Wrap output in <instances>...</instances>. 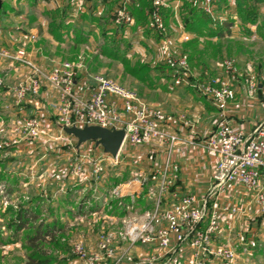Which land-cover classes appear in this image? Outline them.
Instances as JSON below:
<instances>
[{
	"label": "rangeland",
	"instance_id": "rangeland-1",
	"mask_svg": "<svg viewBox=\"0 0 264 264\" xmlns=\"http://www.w3.org/2000/svg\"><path fill=\"white\" fill-rule=\"evenodd\" d=\"M198 10V20L201 22L196 23L194 27L177 26V19L184 21L188 11L183 9L181 12L167 13L164 17L168 27L165 35L149 27L147 22L149 9L143 26H138L137 32L132 29V26L136 25L133 16L132 23L114 24L113 27L101 24L94 30V27L87 25L85 32L73 39L75 41L67 43L48 40L44 33L38 38L37 36L32 38L27 34L29 26L10 24L8 29L25 31L28 38L22 35L23 40L19 42L17 36L16 38L10 36V40L0 42V46L23 50L29 63H22L10 74H6L5 84L0 87H4L6 109L13 111L6 121H0V150L3 149L0 151V264H27L29 260L44 261L46 264H81L76 261L72 248L82 238H93L87 233V229H92L96 223L94 217L85 221L74 219L73 229L68 232L55 231L57 233L54 243L45 239L40 242L38 249H32L27 243L28 236L34 233L38 224L46 225L48 216L44 200L53 189L51 184L55 186L57 183L54 193L61 195L67 192L68 185L76 186L79 181L86 182L88 187L99 181L107 184L111 182L110 185L115 186L122 185L134 181L140 171L149 173L159 168L166 159L165 145L159 139L143 146L124 144L116 164H112L106 156L103 172L97 178L92 172L93 163L104 152L92 140L82 143L77 148V138L63 130L56 105L60 101L61 91L52 87L45 77L52 68L66 63L73 67L74 91L80 98L90 97L93 92V77L102 75L116 80L126 89L136 92L144 102L164 112L176 115V109L184 107L195 111L197 106L198 110L195 113L200 114L203 111L207 115L214 113V128L219 120L216 118L217 115L219 117V110L213 111L208 98L191 86L184 85L187 86L186 89L191 87L190 92L178 91L181 89L176 88L178 87L174 81L176 73L168 68V58L186 53L190 78L201 84L219 76H225L227 80L224 68L226 62H231L238 69L239 80L233 82L236 97L230 105H234L233 108H240L243 105V108L254 114L257 120L261 117L255 126L264 120V110L261 106L264 99V0H225L222 6L218 4L215 7L214 21L208 19L204 9L198 7ZM224 22L232 23L230 35L219 36ZM39 27L41 28V25L37 27L41 33ZM182 35H187L189 39L180 41L178 38ZM166 37L177 41L169 46L165 42ZM77 39L80 43L76 42ZM2 61L11 62L0 59V62ZM13 66L15 63L10 65ZM32 79H39L41 84L39 92L28 94L22 99L18 98L15 95L16 89L20 84H27ZM247 79H253L255 82L253 89L248 86ZM16 102L22 104L21 107L24 106L21 108L20 117L17 114L18 109L14 106ZM11 116L16 118L11 119ZM32 117H37L40 122V132L36 136H30L22 130L24 121ZM190 125L191 123L187 126ZM207 137L196 142L202 147L204 156L210 158L203 148ZM4 141L7 144H4ZM78 154L84 155L85 172L81 177L72 175L68 169L69 163ZM175 155L172 154L173 159ZM193 161L191 157L189 162L187 161L189 168L193 167ZM173 162L179 169L181 168L179 161ZM213 165L215 169L216 162ZM64 181H68L69 184ZM140 189L134 191L138 197L144 194ZM188 189L189 191L186 189L188 192L199 196L206 195L211 189V179L208 187L202 188V192L193 190L192 185ZM228 189L227 194L238 195L241 198L238 199L240 202L235 200L241 211L242 209L245 211L247 200L256 197L254 191L247 190L239 184ZM128 190L130 189L124 185L123 193ZM93 192L104 194L108 191L106 192L104 187L94 191L91 186L85 193ZM232 197L229 196V199ZM150 202L145 198H138L137 206L142 210L149 206ZM10 206L11 210L8 208ZM20 208H27L30 215H36V219L23 229L18 228L16 221ZM227 217L237 224V221L244 222L246 216L241 215L234 219Z\"/></svg>",
	"mask_w": 264,
	"mask_h": 264
},
{
	"label": "built area",
	"instance_id": "built-area-1",
	"mask_svg": "<svg viewBox=\"0 0 264 264\" xmlns=\"http://www.w3.org/2000/svg\"><path fill=\"white\" fill-rule=\"evenodd\" d=\"M132 1L123 0L117 8L113 19L115 24L133 22V14L128 6ZM150 1L148 25L165 35L168 27L163 8L175 0ZM197 1L214 18L215 7L222 0ZM165 39L169 46L177 41L169 37ZM178 39L183 41L189 37L182 35ZM0 59L29 63L23 50L3 46H0ZM167 65L176 71L175 84L199 90L220 112L215 129L203 143L206 154L216 161L211 176V189L206 195L183 192L178 183L180 169L174 164L172 154L180 141L177 128L190 124L185 116H176L153 107L144 102L136 92L102 75L93 77V92L90 97L80 98L74 91V71L69 63L54 67L45 75L48 83L61 91L60 102L56 105L62 127L100 125L110 129H124L123 145L143 146L159 139L166 150V159L159 168L149 173L140 171L134 181L122 184L130 190L123 193V186L117 185L108 191L105 201L109 197L116 199L118 207L124 213L113 220V223L101 225L97 249H88L81 241L74 245L72 251L76 255V261L81 264H182L186 246L193 251L190 264H210L213 258L224 262L235 259L238 245L244 247V250L257 245L255 240L247 239L244 234L238 236L236 245L214 247L213 243L221 231L225 217L235 218L240 213L237 203L219 202L221 195L229 187L239 184L254 191L257 203L264 209L261 183L264 172V120L250 132L235 128L230 123L227 109L236 97L233 82L239 80L238 69L231 62H226L224 68L227 80L225 76H219L202 84L191 80L186 53L168 58ZM5 76L6 73L1 71L0 87L5 84ZM247 84L252 89L255 87L253 79H247ZM40 87L39 79H32L27 84H20L15 95L22 99L28 94H37ZM261 106L264 110V99ZM22 128L30 136L38 135L39 119H26ZM4 144L7 142L4 141ZM119 155L120 152L116 157L102 153L94 160L92 172L99 178L106 156L112 164H116ZM83 158L84 155L78 154L69 163L68 169L72 175L83 176ZM134 184L138 186L136 189L133 188ZM138 188L144 191L142 197L134 194ZM138 198L151 201L150 205L139 209ZM137 247L146 250L135 253L134 249Z\"/></svg>",
	"mask_w": 264,
	"mask_h": 264
},
{
	"label": "crops",
	"instance_id": "crops-1",
	"mask_svg": "<svg viewBox=\"0 0 264 264\" xmlns=\"http://www.w3.org/2000/svg\"><path fill=\"white\" fill-rule=\"evenodd\" d=\"M186 1L187 0L171 1L163 8L164 17H166L167 13H175V11L181 12V10L184 9V3ZM1 3L0 42L10 40V36L13 38H16L17 36L18 41L22 42V35L24 38H28V35L32 38H35L36 36L38 38L42 36V33H44V36L48 40L67 43L69 41H75L73 39H75L78 34L85 32L87 25L94 27V30L97 29V26H101V24L112 26L110 23L111 16L113 15L119 0H76V2H70L69 0H1ZM148 6V0H138L136 6L133 7L136 25L132 26V29L136 32L138 31V26H143L146 20L149 11ZM177 20V26L185 25V21L180 19ZM10 24L15 26H17V24L29 26L28 35L25 34V31L19 32L16 28L12 30L8 29ZM39 25H41V28L39 27L41 29V33H39L37 29ZM47 28L49 29L47 30ZM30 29L31 32H29ZM78 39L76 42L80 43V40ZM5 62L6 61L0 62V72L3 71L6 74H10L11 71L22 65L19 62L11 63V61L8 62L9 65ZM14 63L15 66L10 67V65H14ZM3 88L4 87L0 88V121H6L7 117H10V113L13 112L11 109H6L7 103ZM176 88L181 89L178 91H192L190 90L191 88L186 89L183 86H178ZM169 94L170 92L167 93V95ZM16 103H14V106L18 109L17 114L20 117L22 112L21 108L24 106L21 107L20 105L22 104ZM210 103L211 104L209 105L213 111L217 109L214 105H212V102ZM233 107L235 106L229 104L227 115L229 121L235 128L250 132L254 129L256 121L259 122L261 119L260 117L257 120V117H255L254 114H251L249 110L243 108V105L240 106V108L236 107L237 109ZM211 109L209 108V110ZM197 110V106L195 107V111L185 109L184 107L176 109V116L178 114H180L178 116L183 115L191 123L190 127L182 125L177 128L180 141L176 144L173 153L176 154L174 156L176 159L172 158L175 162L179 161L178 163L181 166V170L178 172V183L183 192H188V188L191 185L192 188H194L193 190H199V192H202L201 190L203 187H208L211 175L214 171L213 164L216 162L214 159L205 157L202 147L198 146L196 142L198 139L205 136L207 137L212 133L216 126L215 125L213 128V116L215 115H213L214 113L207 115L204 111L203 113L200 112V114L195 113ZM12 118H16V116H11V119ZM216 118L219 119L218 115ZM13 121H15V119ZM0 151H3V149ZM190 157L194 160L192 168H189L187 165ZM65 182L69 184L68 181H64V183ZM100 182L101 181L89 184L92 186L94 191H97L98 189L101 190L104 187L107 192L111 188L115 187V185H110L111 182L108 184L107 182ZM261 183L262 188L264 189V172L261 177ZM53 185L54 184H51L53 189L51 188L52 190L49 191V194L46 195L44 200L47 205L46 213L48 216L46 224L50 226L52 232L54 233H57L55 231L61 232L65 230L68 232L73 229L74 219H83L81 221H85V219H91V217H94L97 220L94 221L96 223L93 224L92 229H87V233L91 234L93 238L80 239L88 249H97L98 233L101 225L113 223V220L120 218V216L124 213L123 210L118 207V201L112 197H109V199L105 201V198L108 197V192L104 194H96L94 192L85 193L89 190V188H91V186L88 187L89 185L87 186V183H83V181H79L76 186L68 185L66 189L67 192L62 195L60 193H54V187L57 183L55 186ZM233 186L230 188H233ZM137 187L138 186L135 185V188H133L136 189ZM227 191H229V189ZM227 191L221 195L219 200L220 203H234L236 202L235 200H241L238 195H229L227 194ZM228 195L231 197L233 196L234 199L233 197L229 199ZM247 203L245 205V211H243V209L242 211L240 210L239 215L235 217L239 218L241 215L243 217L246 216L245 221H237L238 223L235 224L226 216V220L223 221L221 231L214 240L213 246L219 247L228 244L236 245L238 244V236L244 234L247 239H253L256 241V247L244 250V247H240L238 245L237 257L235 259L224 262L213 258L210 264H263L264 209L259 206L256 201V197L252 200H247ZM99 215L100 217H98ZM107 217L109 219H107ZM252 222L254 223L251 226ZM79 228L81 227H78V229ZM145 250L146 249L143 247H137L134 249L135 253H142ZM192 252L193 251L189 246L184 248L183 258L181 259L182 264H190L189 259Z\"/></svg>",
	"mask_w": 264,
	"mask_h": 264
},
{
	"label": "trees",
	"instance_id": "trees-1",
	"mask_svg": "<svg viewBox=\"0 0 264 264\" xmlns=\"http://www.w3.org/2000/svg\"><path fill=\"white\" fill-rule=\"evenodd\" d=\"M148 1H149L148 8L150 9L151 8V1L150 0H148ZM222 1L219 3V5H221V6L225 3V0H222ZM122 2H123V0H119V3L116 6L115 11L121 5ZM137 3H138V0H133L132 2H129V5H128L133 16H134L133 7L136 6ZM198 7H201L203 9V5L199 1L187 0L184 3V10L188 11L186 17H184L186 27H190V26L194 27V25H196V23L201 22L198 20V14H199ZM115 11H114L113 15L111 16V20H110V23L112 24V26L115 24L114 20H113ZM204 13L208 17L209 20L214 21L216 19L215 17L213 18L210 14H207L205 11H204ZM231 26H232L231 22H224V25L222 27L223 29L219 32V36L230 35ZM168 68H170V67H168ZM170 70H172L174 73H176V71L174 69L170 68ZM178 86L184 87V85H178ZM185 87L187 88V86H185ZM189 88H191V87H188V89ZM8 208H10V210H11L12 206H10ZM28 210L29 209H27V208H24V209L20 208V210L18 211L19 213H18V218L16 221H17L19 229L25 228L29 222L34 221L36 219V215H30ZM55 234L56 233L52 232V230L48 224L43 226V223H41L35 227L34 233L32 235L28 236L27 243H28L29 247H31L32 249H38V248H40V242L45 241V239H47L46 241H48L50 243H54L56 241V235ZM27 264H46V262H44V261L39 262V261H33V260L30 261L29 260Z\"/></svg>",
	"mask_w": 264,
	"mask_h": 264
},
{
	"label": "water",
	"instance_id": "water-1",
	"mask_svg": "<svg viewBox=\"0 0 264 264\" xmlns=\"http://www.w3.org/2000/svg\"><path fill=\"white\" fill-rule=\"evenodd\" d=\"M0 0V9H1ZM63 130L77 138V148L84 142L92 140L96 146H100L103 152L116 157L123 145L125 130L110 129L100 125L64 126Z\"/></svg>",
	"mask_w": 264,
	"mask_h": 264
}]
</instances>
